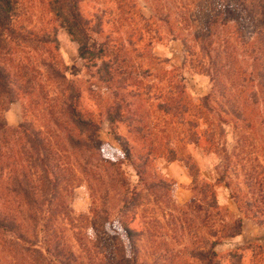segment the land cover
<instances>
[{
    "label": "rangeland",
    "instance_id": "374dc122",
    "mask_svg": "<svg viewBox=\"0 0 264 264\" xmlns=\"http://www.w3.org/2000/svg\"><path fill=\"white\" fill-rule=\"evenodd\" d=\"M24 1L26 27L40 35L50 30V13L43 4L44 0ZM116 1L119 2L84 0L81 2V10L87 17L101 13L104 30L108 32L111 31L113 16L117 11ZM124 1L130 8V16H134V20L139 19V23L125 22L120 32L124 36L133 35L136 48L139 50L143 48V42L137 39L135 28L147 34L145 31L150 30L149 26L153 24L151 20L148 23L140 19L135 11L147 18L153 16L160 26L158 30L163 39L156 38L152 26L151 35L156 39L149 49L145 47L142 51L145 49L147 56L150 50L153 55L150 58H141L142 67L137 68L136 76L127 80L128 85L122 90L119 89L117 96L113 91L116 85H109L102 80L95 68L88 70L78 54V43L71 40L64 29L59 28L56 35L58 47L30 45L12 40L14 51L9 55L10 61L12 58L13 64H18L20 67L18 69L34 84L28 96L21 94L18 100L9 104L4 117L10 130H14L25 120L32 121L38 129L44 126V135L49 138L51 144L62 148L64 162L69 167L65 176L70 181L78 182L75 186L61 189V198L64 204L69 206L73 217L91 214L94 199L100 201L98 205L102 209L111 210L110 221L103 224L104 233L100 229L98 237L90 227H83L87 226L86 218H79L78 222L73 221L74 225L85 231V241H95L94 245L103 250L105 261L117 262L120 238L128 246L122 235L123 229L117 214L122 205L124 192L136 187L137 200L131 209L134 215L130 214L129 225L142 232L138 240L139 264H204L203 256H197L195 250L206 248L207 229L201 227L198 218L186 208L193 195L192 177L183 161L170 159L172 152L175 150L181 158L189 157L197 165L200 179L209 182H215L220 174L219 169L223 161L222 143L225 142L231 151L233 145L239 143L242 135L248 136L246 144H250L249 156L253 158L259 156V161L264 162V113L259 114L255 108L247 116L246 121H240L225 114L224 111L222 115L229 120L224 122L215 113L220 109L219 105L216 110L203 106L204 103L199 99L211 91L212 81L195 65L189 55V39L172 38L170 25L162 21L170 18L177 32L189 36L188 33L194 30L193 24L196 29L203 26L208 11L216 3L215 0H193L194 2L181 0V3L175 1V4L172 0ZM222 1L224 5H230L232 2ZM187 4L192 5L191 10L183 11L191 21H188V27H185L182 18H174L177 16L174 8L177 5L187 7ZM236 24L237 26L231 25L242 29L238 36L233 35L234 29L230 24L222 28V35H233L231 45L241 49L243 41L252 38L253 26L245 16ZM127 47L132 53L137 52L129 45ZM48 62L55 63L68 78L75 80L81 87L80 104L83 112L101 124L98 134L104 154L118 158L121 155L119 154L121 145L117 141L116 133L127 137L135 163L142 166L143 183H138L136 170L131 163L123 161L112 164L106 161L101 153L95 154L99 160L95 158L96 156L90 158L87 152L70 145L67 139L68 130L65 128L60 130L61 128L54 124V118L65 124L57 108H51L63 95L56 80L49 76ZM244 64H247V61ZM232 78L235 80V87L230 85L228 94L231 97L237 95L239 101H242L243 95L250 96L252 87L243 86L236 73ZM169 80H173L168 86L172 88L174 97L180 96V91L184 92L189 110L182 105L168 113L159 109L158 104L161 100L159 92ZM116 101L123 103L121 108L123 117L111 124L106 112L113 108ZM197 103L201 105L200 110L207 112L208 121L205 115H201L198 124L194 126L190 120L193 119L194 115H191L196 111V107H192L191 104ZM178 117H183L185 123L181 124ZM251 122L252 125H249ZM194 132H197V137ZM14 136L19 147L18 137H22V134L16 132ZM196 138L198 141L195 143ZM215 183L217 202L227 210L229 218L243 216L231 198L230 190L223 183ZM107 193L111 195L109 198L106 197ZM102 219L103 217L100 218ZM56 224L58 233L71 241L77 253L86 258L81 245L76 243L73 227L68 219L58 218ZM41 226L40 223L34 229L39 235L34 238L37 241L36 245H33L35 248H45L48 245ZM216 251V260L219 264H264V228L253 219L243 217L241 234L222 240L216 246ZM32 255L34 259L38 257L36 252ZM10 262L7 251H0V264Z\"/></svg>",
    "mask_w": 264,
    "mask_h": 264
},
{
    "label": "trees",
    "instance_id": "16d2710c",
    "mask_svg": "<svg viewBox=\"0 0 264 264\" xmlns=\"http://www.w3.org/2000/svg\"><path fill=\"white\" fill-rule=\"evenodd\" d=\"M82 1L84 0H44L43 4L50 13L51 27L40 35L24 24V0H0V251H7L11 259L10 264H139L138 240L142 232L129 225L130 214L134 215L131 209L137 200V188L124 192L122 205L117 214L123 229L122 235L128 246L120 238L117 262L105 261L103 250L94 245L95 241H85V231L74 225L73 221L78 222L79 218H86L87 226H81L90 227L98 237L103 224L110 221L111 210L102 209L98 205L100 201L94 199L91 214L73 217L69 206H66L61 198V189L75 186L78 182L70 181L65 176L69 167L64 162L62 148L51 144L49 138L44 135V126L38 129L32 121L25 120L14 130H10L4 117L9 104L18 100L21 94L28 96L34 84L18 69L20 68L18 64H13L12 58L10 61L9 55L14 51L12 40L30 45L58 47L56 37L58 29H64L71 40L78 43V54L86 68L88 70L95 68L102 80L109 85L115 84L113 91L117 96L119 89H124L128 85L127 80L136 76V71L142 67L141 58L152 57L150 50L146 56L145 49L144 51L142 49L145 47L149 49L156 38L163 39L155 18L153 16L147 18L135 11L140 19L148 23L151 20L153 24L149 26L150 30L145 31L147 34L135 28L137 39L143 42V48L139 50L136 48L133 35L124 36L120 32L125 22L129 24L137 21L133 19L134 16H130V8L126 1L119 0L118 3L116 1L117 11L113 16L111 31L108 32L104 30L101 13H95L92 17L83 15ZM175 1L181 3V0H172L173 4ZM215 1L203 26L196 29L193 24L194 30L188 33L189 36L177 32L170 18L162 21L170 25L172 38L189 39V55L195 65L212 81L211 91L199 99L204 103L202 105L214 110L219 105L220 109L215 113L224 122L228 120L222 115L224 111L236 120L246 121L247 116L255 108L259 114L264 113V0H231L230 5H224L222 0ZM187 5L174 6L177 15L174 18H182L185 27H188V21H191L183 11L191 10L192 5ZM243 16L252 24L253 36L247 41L244 40L243 48L238 49L231 45V39L234 34L238 36L242 29L232 25L237 26L236 23L239 24ZM229 24H232L234 29L233 35H222V28ZM152 30L157 35L156 38L151 35ZM128 45L137 52L132 53ZM246 61L247 64H244ZM47 66L49 76L56 80L63 95L60 100L57 98L58 101L52 104L51 108H57L65 124L56 118L54 124L61 128L60 130L64 128L68 130L67 139L70 145L87 152L90 158L101 153L102 157L112 164L123 161L131 163L136 170L138 183H143L142 166L135 163L127 137L116 133L117 141L121 145L119 153L121 155L118 158L104 154L98 134L101 124L83 112L80 104L81 87L75 80L68 78L55 63L48 62ZM234 73L238 75L243 86L252 87L250 96L243 95L242 101L237 100L239 99L237 95L231 97L228 94L230 85L235 87V80L232 78ZM172 81L169 80L159 92L161 99L159 109L168 113L182 105L189 110L184 92L180 91L181 97H174L172 88L168 86ZM122 106V101H116L113 108L107 110V119L111 124L123 117ZM191 106L196 107V111L191 115H194L193 119H189L194 126L198 124L201 115H205L208 121L207 112L200 110V103ZM178 118L181 124L185 123L183 117ZM249 125H252V122ZM16 132L22 134V137H18L19 147L16 145L18 140L15 141ZM194 134L198 136L197 132ZM247 139L248 136L242 135L239 143L234 144L231 151L225 142L222 143L223 161L219 169L220 174L215 181L223 183L230 190L231 198L243 214L234 219L229 218L227 210L218 204L216 183L201 180L197 165L189 157L181 158L175 150L172 152L170 159L183 161L192 177L193 195L186 208L198 218V224L207 229L206 248L195 250L197 256H203L204 264H219L216 260V246L224 239L241 234L243 217L253 219L264 228V162L259 161V156L254 158L249 156L250 144H246ZM197 141L196 138L194 142ZM95 158L99 160L97 156ZM109 196L111 195L107 193L106 197ZM58 218L68 219L71 223L76 243L81 245L86 258L77 253L71 241L58 233L56 226ZM40 223L48 243L45 248L33 247L37 242L34 238L39 236L34 229ZM101 232L104 233L103 230ZM33 252L38 255L36 259L33 258Z\"/></svg>",
    "mask_w": 264,
    "mask_h": 264
},
{
    "label": "crops",
    "instance_id": "0c3cea01",
    "mask_svg": "<svg viewBox=\"0 0 264 264\" xmlns=\"http://www.w3.org/2000/svg\"><path fill=\"white\" fill-rule=\"evenodd\" d=\"M187 183H189V182H187Z\"/></svg>",
    "mask_w": 264,
    "mask_h": 264
}]
</instances>
